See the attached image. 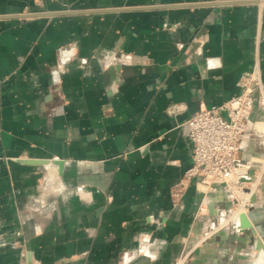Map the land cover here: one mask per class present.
<instances>
[{
	"label": "crops",
	"instance_id": "obj_1",
	"mask_svg": "<svg viewBox=\"0 0 264 264\" xmlns=\"http://www.w3.org/2000/svg\"><path fill=\"white\" fill-rule=\"evenodd\" d=\"M233 1L250 0H0V16L76 12L0 19V264L19 240L40 264L253 263L257 235L215 228L222 189L200 212L193 185L169 198L191 165L181 124L243 73L264 82V0Z\"/></svg>",
	"mask_w": 264,
	"mask_h": 264
},
{
	"label": "built area",
	"instance_id": "obj_2",
	"mask_svg": "<svg viewBox=\"0 0 264 264\" xmlns=\"http://www.w3.org/2000/svg\"><path fill=\"white\" fill-rule=\"evenodd\" d=\"M237 86V96L219 106L200 109L181 124L191 147V165L170 188L173 208L182 207L190 185L202 195L199 212L207 207L206 195L219 188L231 202L227 211L250 207V199L255 194L252 182L259 181L264 163L258 158L244 159L242 152L250 141H257L264 148L262 124L251 119L255 105L264 108V82L260 72L253 69L240 76ZM176 112L175 106L168 109L171 115ZM234 228L240 229L239 220L234 221Z\"/></svg>",
	"mask_w": 264,
	"mask_h": 264
},
{
	"label": "water",
	"instance_id": "obj_3",
	"mask_svg": "<svg viewBox=\"0 0 264 264\" xmlns=\"http://www.w3.org/2000/svg\"><path fill=\"white\" fill-rule=\"evenodd\" d=\"M244 3H260V1L250 0V1L229 2V4H244ZM94 12H102V11H94ZM86 13H92V11H88V12L86 11ZM69 14H76V12L0 16V19H26V18H34V17H52V16L69 15ZM23 162L30 164V165H43V164L45 165L48 163L47 161H41V160H26ZM54 162L57 163L59 166H61V163L59 161H54ZM250 201L252 204L255 203V196H252ZM257 212L259 213L258 210L251 207L249 209L248 217L244 214L239 215V228L242 230H249V232H251L254 236L257 235V241L255 245L256 249L259 250L260 248H263V251H264V244L262 242V239H264V218H262L259 215L257 216L256 214Z\"/></svg>",
	"mask_w": 264,
	"mask_h": 264
},
{
	"label": "rangeland",
	"instance_id": "obj_4",
	"mask_svg": "<svg viewBox=\"0 0 264 264\" xmlns=\"http://www.w3.org/2000/svg\"><path fill=\"white\" fill-rule=\"evenodd\" d=\"M252 119V118H251ZM253 121V120H252ZM254 123H261L263 124L261 127L262 129H264V123L262 122H257V121H253ZM260 127V128H261ZM250 143H253L256 147V151L259 153L258 155L256 156H252L250 158H258V160L260 162L263 161L264 163V148L257 142V141H250ZM245 159V158H244ZM249 159V158H248ZM262 163V164H263ZM261 175H260V179L259 181H256L255 182V190L254 193H257L258 191L261 192L262 191V186H263V181H262V178H263V174H264V165L262 166L261 170ZM253 183V182H252ZM254 184V183H253ZM254 189V188H253ZM236 212L238 213V211H226V212H222L221 215L222 216V222L219 224V226H222L223 224H226L227 226H230L232 229L236 230L234 228V221L233 219L230 220L232 217H234V215L236 214ZM197 215H200V213H197ZM230 216V217H229ZM239 218V217H238ZM218 225L216 224L215 225V228H217ZM16 236L18 237H21L22 236V232L21 230H19L18 232H16ZM264 243V242H263ZM13 249H16L18 250V255H19V264H26V244L23 243V241H15L12 245ZM257 253V252H256ZM256 255H255V258H254V261L253 263L255 262L256 260ZM252 263V264H253ZM28 264H40L39 262H32V261H29L28 260Z\"/></svg>",
	"mask_w": 264,
	"mask_h": 264
},
{
	"label": "bare ground",
	"instance_id": "obj_5",
	"mask_svg": "<svg viewBox=\"0 0 264 264\" xmlns=\"http://www.w3.org/2000/svg\"><path fill=\"white\" fill-rule=\"evenodd\" d=\"M263 125V124H262ZM48 167H58V164L57 163H55V162H52V161H50L49 162V164H48ZM256 182V181H255ZM255 182H253L254 183V185H252V187H254L255 188ZM252 183V184H253ZM233 191L235 192V194H236V196L237 197H239V194H238V192L236 191V190H234L233 189ZM253 196H255V194H253ZM256 202V201H255ZM250 203H251V201H250ZM254 205H255V203H253ZM253 204L251 203V205H250V207H249V205H248V207L249 208H246V209H241V208H239V209H237L236 211H238V213L236 212V214L234 215V217H232L230 220H232L233 219V221H236V222H238V220H239V215H241V214H244V215H246L247 217H248V213H249V209L251 208V207H253ZM253 208H255L256 209V206H254ZM260 211H259V213L257 212L256 214H257V216L259 215L260 216ZM230 217V216H229ZM240 231H244V230H242V229H239ZM247 231H249V230H247ZM256 241H257V239H256ZM262 242H264V239H262ZM264 244V243H263ZM256 260H255V262L253 263V264H264V251H263V248H260V250L257 252V254H256Z\"/></svg>",
	"mask_w": 264,
	"mask_h": 264
}]
</instances>
